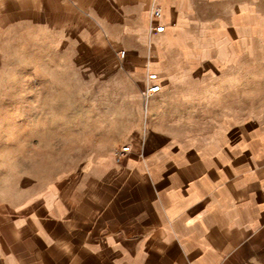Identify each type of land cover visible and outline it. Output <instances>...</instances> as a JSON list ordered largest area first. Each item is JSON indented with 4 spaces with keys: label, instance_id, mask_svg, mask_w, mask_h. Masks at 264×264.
I'll return each instance as SVG.
<instances>
[{
    "label": "crops",
    "instance_id": "obj_1",
    "mask_svg": "<svg viewBox=\"0 0 264 264\" xmlns=\"http://www.w3.org/2000/svg\"><path fill=\"white\" fill-rule=\"evenodd\" d=\"M192 2L161 1L160 42L187 61L195 58V38L184 39ZM48 8L83 16L84 29L89 16L106 33L115 23L121 33L113 42L134 70L144 69L156 37L149 0H48ZM41 9V0H0V68L26 33H39ZM216 31L213 48L200 52L216 70H195L196 78L226 75L227 30ZM250 123L227 119L219 133L195 140L150 130L130 141L122 162L113 152L97 156L15 204H0V264H264V120Z\"/></svg>",
    "mask_w": 264,
    "mask_h": 264
},
{
    "label": "rangeland",
    "instance_id": "obj_2",
    "mask_svg": "<svg viewBox=\"0 0 264 264\" xmlns=\"http://www.w3.org/2000/svg\"><path fill=\"white\" fill-rule=\"evenodd\" d=\"M41 2L39 33H26L0 68V204H15L97 156L113 152L117 162V150L150 130L195 140L219 133L227 119L264 120V0H193L184 39L195 38L194 60L161 44L160 34L141 72L127 53L119 57L125 50L113 42L121 33L115 23L106 33L89 16L84 29L83 16L55 14ZM120 19L134 23L127 14ZM218 26L227 30L226 75L196 78L195 70L214 69L200 52L213 48ZM155 72L163 90L146 101Z\"/></svg>",
    "mask_w": 264,
    "mask_h": 264
},
{
    "label": "built area",
    "instance_id": "obj_3",
    "mask_svg": "<svg viewBox=\"0 0 264 264\" xmlns=\"http://www.w3.org/2000/svg\"><path fill=\"white\" fill-rule=\"evenodd\" d=\"M162 0H150L149 6V17H150V24H149V32L152 36H157L165 32L166 25L163 22V10L161 6ZM125 51L119 52V57L123 58L125 56ZM159 79V74L155 73H148L147 76V84H146V91L145 97L146 101H148L149 97L159 90V85L157 84V80ZM130 151L129 146H125L116 152L117 162H122L123 157Z\"/></svg>",
    "mask_w": 264,
    "mask_h": 264
}]
</instances>
